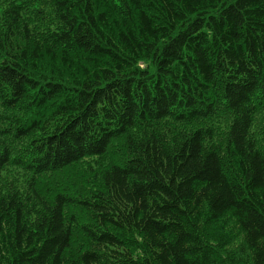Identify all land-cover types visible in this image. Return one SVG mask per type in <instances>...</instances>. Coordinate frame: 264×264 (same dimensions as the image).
I'll return each instance as SVG.
<instances>
[{"label": "trees", "instance_id": "trees-1", "mask_svg": "<svg viewBox=\"0 0 264 264\" xmlns=\"http://www.w3.org/2000/svg\"><path fill=\"white\" fill-rule=\"evenodd\" d=\"M0 264H264V0H0Z\"/></svg>", "mask_w": 264, "mask_h": 264}]
</instances>
